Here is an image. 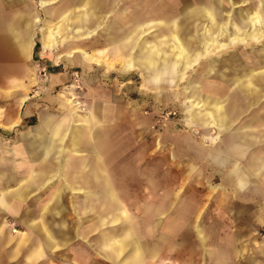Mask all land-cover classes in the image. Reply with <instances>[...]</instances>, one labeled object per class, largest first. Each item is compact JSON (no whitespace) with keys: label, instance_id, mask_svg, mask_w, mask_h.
<instances>
[{"label":"rangeland","instance_id":"rangeland-1","mask_svg":"<svg viewBox=\"0 0 264 264\" xmlns=\"http://www.w3.org/2000/svg\"><path fill=\"white\" fill-rule=\"evenodd\" d=\"M71 1L48 0L42 6L41 0H27L38 15L36 55L30 63L32 93L48 83L53 68H60V64L50 67L40 54L41 28L51 26L54 29L62 22L61 18L49 13L64 6L69 14L88 11V8L73 5ZM101 1V22L90 28L92 34L87 37L85 47L75 46V50L84 49L92 59L85 66L81 61L83 54L74 51L73 66L69 69L71 80L58 87L55 95L65 103V114L88 115L91 110L98 109L112 115L115 122L110 125V133L106 134L109 140L102 143L105 145L103 153L108 163L118 164L102 168L110 174L120 203L128 211L134 227L141 236L158 244L159 258L167 262L154 264H205L204 259L208 260L206 264H264V197L253 195L254 185L251 190L230 185L214 172L209 163L190 159L187 153L181 152L188 139L209 148L210 138L217 136V128L212 124H192L193 112L206 111L204 102L192 97L193 88L199 90L201 97L216 96L225 100L227 95L234 93L233 84L227 80L235 70L246 67V74L256 77L264 73V64H258L264 54V38L235 44H229L228 40L233 34V23L240 27L235 16L247 17V12L251 16L254 5L260 0H112L109 4ZM200 7L215 8L221 25L228 28L227 33L217 38L218 44L209 48L208 55L205 53L208 46L197 45L194 54L198 55L186 70H182L183 63H180L174 72H164L165 59L174 56L177 50L173 52L172 47L163 44L171 39L167 34L165 39L161 37V15L167 14L168 23L176 22V26L182 28L184 32L179 34L178 42L185 45L193 43L195 36L205 34L210 25L207 18L189 19L187 10ZM136 20H142L144 27L140 28L136 43H133L139 46V50H144L150 62L149 70L135 62L137 47L134 44L121 53L116 47L118 39L104 37L113 22L128 28ZM254 28L253 24L243 27L239 35L251 33ZM74 30H78L74 35L76 41H82L77 38L82 34L80 26H72L68 33L58 38L60 43L52 52L54 55H65V42L61 40L66 36L71 38ZM219 44L225 46L219 47ZM170 45H173V39ZM158 47L169 51L158 52ZM210 65L214 70L210 71ZM223 105L226 107L228 103ZM261 110H264V96L259 104L238 119L235 127L253 120ZM14 136L13 133H0V141L12 143ZM57 184L59 182L55 180L48 182L41 192L32 195L22 205L32 210L37 206L38 213L51 205L63 208L64 212L56 219L59 231L76 240L67 250L60 251L59 257L70 255L71 250L91 249L84 244L98 237L97 214L79 212L84 203L83 192L79 189L68 188L55 204L52 188ZM158 209L166 213L155 214ZM6 218L11 235L29 233L13 217ZM158 221H161L160 226H157ZM111 227L106 225L107 232ZM197 227L206 238V247L201 245L202 237L198 236ZM83 238H87L86 242ZM161 238L162 241H158ZM217 257L229 261H211ZM61 258L71 260L72 257Z\"/></svg>","mask_w":264,"mask_h":264},{"label":"crops","instance_id":"crops-1","mask_svg":"<svg viewBox=\"0 0 264 264\" xmlns=\"http://www.w3.org/2000/svg\"><path fill=\"white\" fill-rule=\"evenodd\" d=\"M103 1L107 4L113 2ZM101 2L72 0L71 4L88 8V11L79 15L74 12L69 14L65 6L49 13L52 17L61 18L63 23L54 29L51 26H47V29L41 28L40 54L50 67L60 64V68H53L48 83L32 93L30 63L36 55L38 33L35 27L38 15L27 0H0V133L15 134L12 143L0 141V264L167 263L159 258L160 253L158 247L156 248L158 244L141 236L134 227L128 211L120 203L110 174L102 168L118 164L108 163L103 153L104 144L109 140L106 134L110 133V125L115 122L112 115L98 109L91 110L88 115L65 114V103L55 95L58 87L71 80L69 69L73 66L74 51L83 54L81 61L85 66L92 59L84 49L75 50V46L85 47L87 37L92 34L90 28L101 22ZM47 3L48 0H41L42 6ZM251 13L250 16L247 12V17L242 14L235 16L240 27L233 23V34L228 36L229 44L250 39L260 41L264 38V0L256 3ZM187 14L190 20L207 18L210 25L205 34L195 36L193 43L187 42L184 45L178 42L179 34L184 32L182 28L177 27L176 22L172 25L168 23L167 14L161 15V37L165 39L167 34L171 39L163 44H168L170 49L172 47L173 52L177 50L174 56L170 55L169 59H165L166 73L174 72L180 63H183L182 70H186L198 55L194 54L197 45L208 46L205 52L208 55L209 48L218 44L217 38L228 31V28L221 25L220 16L213 7L187 10ZM231 20L234 21L233 16ZM252 24L255 28L251 33L239 35L243 27H250ZM72 26H80L82 34L77 38L82 41H76L74 35L78 30H74L71 38L66 36L61 40L65 42V55H54L52 52L60 43L58 38L68 33ZM141 27H144L142 20L134 21L128 28L113 22L112 28L104 37L118 39L116 47L124 53L136 43ZM70 39L72 41L69 42ZM172 39L173 45H170ZM223 46L225 44H219V47ZM138 47L135 62L141 68L151 69L144 50H139ZM156 49L162 53L169 51L165 47ZM235 60L236 57L232 58L233 62ZM260 63L264 64V54L260 57L258 64ZM211 67L210 65L209 69ZM212 70L213 67L210 71ZM246 71V67L241 71L235 70L233 76L227 80L233 84L234 93L227 95L225 100L216 96L201 97L199 90L193 88L192 97L204 102L206 111L193 112L192 124H212L217 128V136L210 138L209 148L188 139L181 152L187 153L190 159L209 163L214 172L230 185L235 184L241 189L249 187L250 190L253 188L251 185H254L253 195L264 197V110L259 111L253 120L235 127L238 119L250 111L251 107L259 104L264 96V73L256 77L246 74ZM225 102L228 103L226 107L223 105ZM53 180L59 182L52 188L55 204L68 188L73 191L79 189L83 192L84 199L79 212L97 214L95 223L99 229L98 237L88 242L87 238H83L86 242L84 245L91 249L71 250L70 255L60 256L72 257L71 260L60 259L58 256L60 251L67 250L76 240L65 237L59 231L56 219L64 212L63 208L51 205L38 213L39 207L32 210L22 205ZM164 213L165 210L161 209L155 211L157 215ZM6 216L13 217L29 233L11 235L10 224L5 221ZM160 224L161 221H158L157 226ZM106 225L112 226L108 232ZM196 230L198 236L202 237L201 228L197 227ZM158 241H162V238ZM206 242V238L202 237L203 247H206ZM213 260L229 261L223 257L211 261ZM206 262L208 260L204 259L205 264Z\"/></svg>","mask_w":264,"mask_h":264},{"label":"bare ground","instance_id":"bare-ground-1","mask_svg":"<svg viewBox=\"0 0 264 264\" xmlns=\"http://www.w3.org/2000/svg\"><path fill=\"white\" fill-rule=\"evenodd\" d=\"M259 23H261L260 21H259ZM183 55V54H182Z\"/></svg>","mask_w":264,"mask_h":264}]
</instances>
